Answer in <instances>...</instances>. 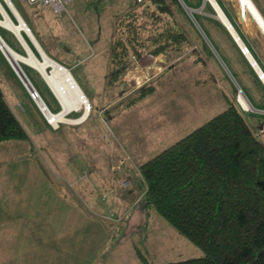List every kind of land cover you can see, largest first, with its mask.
Listing matches in <instances>:
<instances>
[{
	"label": "crops",
	"instance_id": "obj_1",
	"mask_svg": "<svg viewBox=\"0 0 264 264\" xmlns=\"http://www.w3.org/2000/svg\"><path fill=\"white\" fill-rule=\"evenodd\" d=\"M182 1L191 8V14L180 0H165L186 32L189 44L179 52L131 58V68L120 80L129 89L122 91L121 95H126L155 78L157 87L152 94L158 92L164 84L163 81L158 84L160 76L165 72L168 73L179 61H183L181 86L178 84L175 72L173 76H168L166 83L167 90H172L173 87L175 90L181 89L182 110L189 118L184 123L195 118L212 117L232 102L240 110L254 134L263 129L257 138L264 142V31L262 27L251 17L249 11V14L241 11L244 6L241 0ZM252 2L264 20V0H252ZM36 10L37 8H34L32 13L35 18L31 16L32 14L28 15L30 18H27L18 10L16 11L23 18L25 26L31 30L36 44L46 56L70 71V68L78 62L76 57H73L68 49L59 51V39L55 27L46 16L42 15L40 8ZM8 16L11 23L18 25L17 17L14 22L9 14ZM3 21L5 19L1 17L0 27L10 35L8 36L10 40H7L0 34L4 45L16 54L28 56L23 42L13 30L2 23ZM262 26L264 27V23ZM21 36L27 40L25 42L32 52L35 50L41 56L23 31ZM242 47H245L247 51L243 52ZM1 49L0 89L18 118L27 119L25 114L29 111V104L33 103L35 106L37 104ZM18 64L23 68L24 74L39 95L40 87L48 90L49 86L38 68L23 61H19ZM106 74L107 72L99 77L98 87L92 88L89 85L87 77L92 75L90 73L83 77L87 89L78 84L89 103L92 102L91 100H96L97 93L101 91L106 103H96L99 111L111 107L120 98L118 91L112 92V89L116 90L115 87L120 81L109 85L106 82ZM112 95L114 96L110 97ZM22 96L26 98V104L23 103L26 107L18 100ZM40 97L42 98L41 95ZM16 106L22 109L18 111ZM60 109L59 106L58 111L55 112H59ZM180 125L167 118L166 122L156 127L177 131ZM0 148H10V150L0 149V160L3 159L4 162L10 157L27 161H31L32 158L37 161L32 154L31 144L27 141H2ZM8 151H11L10 156L6 153ZM7 167L6 164L0 168L6 172ZM12 170L19 176L0 182V264H101L97 260L98 253L112 235L109 227H107L106 236L102 228V236L100 240H96L95 222L98 225L104 223L100 213L63 211L61 194L62 189L66 187L63 181L71 187L76 183L68 181L65 177H60V180L49 178L45 168L38 163L19 164ZM68 170L67 172L70 171ZM24 173H39L40 179L43 177L50 183L47 185L45 181V187L35 188L33 186L35 181L26 180L22 175ZM123 218L121 214L116 221H122ZM121 236L120 233L114 236L117 244Z\"/></svg>",
	"mask_w": 264,
	"mask_h": 264
},
{
	"label": "rangeland",
	"instance_id": "obj_2",
	"mask_svg": "<svg viewBox=\"0 0 264 264\" xmlns=\"http://www.w3.org/2000/svg\"><path fill=\"white\" fill-rule=\"evenodd\" d=\"M132 2L69 0L65 4V10L56 14L51 6L13 0L16 9L19 8L25 17L30 18L28 15L34 13V8H40L42 15L52 23L59 39V51L68 49L78 61L70 71L84 89H87L83 81L86 74H92L87 77L88 83L95 88L98 87L99 77L109 71L110 44L116 17L126 11L124 9ZM6 11L15 22L13 14L7 8ZM31 16L35 18L33 14ZM0 34L10 40V35L1 27ZM33 52L38 59L41 58L35 50ZM182 68L183 61H179L168 73L158 77V84L164 82L158 92L151 93L152 95L130 107H125L122 102L131 92L121 95L122 91L129 89L121 81L115 87L116 90L112 89L113 93L119 92L120 98L104 111L96 108V103H106L99 90L96 100L90 102L93 107L91 105L88 118L78 125L60 123L55 129L48 124L37 105L30 103V112L25 114L27 119L22 117L23 120H20L27 129L39 160L31 158V161H27L12 157L5 162L0 160V167L8 165L6 172L0 168V182L19 176L12 170L14 166L37 163L45 168L49 178L60 180V177H65L68 181L75 182L71 187L63 181L66 186L61 194L63 211L99 212L104 225L101 224V227L95 222L96 240H100L102 228L105 230V236L107 227L112 235L100 249L98 263L143 264L135 253V246L148 258L150 264H166L203 255L200 248L140 199L143 184L139 166L211 118L205 116L184 123L189 118L182 110L181 89L175 90L173 87L172 90H167L166 83L168 76H173L175 72L181 86ZM46 72H50V69L47 68ZM49 88L44 90L40 87V95L51 112L57 113L55 111H58L60 103ZM22 98L19 97L18 100L26 104V98ZM21 109L22 107L16 106V110ZM82 112L83 107L68 113L66 117L76 118ZM167 118L181 124L177 131L156 127L166 122ZM6 153L10 156L11 151ZM67 169L70 171L67 172ZM22 175L26 180L35 181V188L42 189L41 186L45 187V183H50L43 177L40 179L39 173ZM121 214L124 218L117 222ZM118 233L122 236L117 244L114 236Z\"/></svg>",
	"mask_w": 264,
	"mask_h": 264
},
{
	"label": "trees",
	"instance_id": "obj_3",
	"mask_svg": "<svg viewBox=\"0 0 264 264\" xmlns=\"http://www.w3.org/2000/svg\"><path fill=\"white\" fill-rule=\"evenodd\" d=\"M132 1L115 20L109 85L122 80L132 55L179 52L189 44L165 0ZM155 89L156 78L122 102L130 107ZM8 140L29 142L39 160L25 126L0 89V142ZM139 172L143 203L203 252L166 264H264V142L232 102L144 161ZM134 250L143 264H150L138 247Z\"/></svg>",
	"mask_w": 264,
	"mask_h": 264
},
{
	"label": "bare ground",
	"instance_id": "obj_4",
	"mask_svg": "<svg viewBox=\"0 0 264 264\" xmlns=\"http://www.w3.org/2000/svg\"><path fill=\"white\" fill-rule=\"evenodd\" d=\"M7 1L10 5L9 9L11 13L13 15H17L15 16V18L17 17L19 21H18V25L15 26L13 23H11L7 11L4 8H0L4 16V19H5V21H3L2 23L8 26L11 30H13L16 33V35L20 38V40L23 42V44L26 47L28 56L23 57L13 52L10 48L4 45V42L1 40V38H0V46H1L0 48L3 49L5 53L4 55L8 59V61L11 60L12 63L16 62V64H18L19 61H23V62H26L38 68L44 80L47 82V84L50 86V88L55 93L60 103V106H61V110L59 112L57 113L51 112V110L47 107V105L44 103V101L38 94L39 97L38 96L35 97L34 101L36 102L39 110L41 111L43 116L46 118V120L51 124V126L54 127L55 129L58 128L60 123H66V124L72 125V124H79L85 121L89 116L90 106L88 105L89 102L86 99L85 95L83 94L78 83L75 81L74 77L72 76V74L70 73L68 69L64 68L59 63H56V61H53L52 59L46 56V54L42 51L40 46L36 44L37 43L36 40L34 39L32 34L29 32L28 27L25 26L24 21L21 19L18 11L14 9L15 7L11 3V1L10 0H7ZM241 2L246 7L245 8L243 6L241 11L244 14H249L248 13L249 11L251 14V17L254 18L255 21H257L260 24V26L262 27L264 31V27L262 26L264 23V20L262 16L260 15L257 7L252 2V0H241ZM21 31L26 33L25 35H27L29 39L32 41V43L35 45V47L37 48V50L39 51L41 55V59H38L34 55L32 50L29 48V46L25 42L26 39L24 40L23 37L21 36ZM47 68L50 69V72H46ZM87 105L88 107L84 108V106H87ZM82 107H83V112L80 116L76 118L66 117L68 113L72 111H78Z\"/></svg>",
	"mask_w": 264,
	"mask_h": 264
},
{
	"label": "built area",
	"instance_id": "obj_5",
	"mask_svg": "<svg viewBox=\"0 0 264 264\" xmlns=\"http://www.w3.org/2000/svg\"><path fill=\"white\" fill-rule=\"evenodd\" d=\"M10 1L13 4V6L15 7V5L13 3V0H10ZM21 1H25V2H27L29 4H34V5L38 4V5H41V6H51L54 13L60 14L61 12H63L65 10V4L69 0H21ZM135 1L136 2H140L141 0H135ZM0 8H4L5 10H6V8H10V5H9L8 1L7 0H0ZM0 16L1 17L3 16L1 10H0ZM2 18L4 19V16ZM242 51L246 52L247 49L245 47H242ZM132 58H135V56L133 55ZM260 76L262 77L263 74L261 73ZM28 92H29V95L31 96V98H33V99H35V97L38 96V92L36 90H35V92H36L35 94H34V92H31V91H28ZM88 102H89V100H88ZM88 105L84 106V108L88 107ZM89 106H90L89 107V111H90L91 110V105H89ZM48 124H50V123L48 122ZM262 130L263 129H260L259 131H256L255 132V136L258 137L259 134L262 132Z\"/></svg>",
	"mask_w": 264,
	"mask_h": 264
},
{
	"label": "water",
	"instance_id": "obj_6",
	"mask_svg": "<svg viewBox=\"0 0 264 264\" xmlns=\"http://www.w3.org/2000/svg\"><path fill=\"white\" fill-rule=\"evenodd\" d=\"M181 1V3L184 5V7L188 10V12L191 14V8L190 7H188V6H186L185 4H184V2L182 1V0H180ZM8 10L10 11V9L8 8ZM17 10V9H16ZM11 12V11H10ZM3 17V16H2ZM21 17V16H20ZM21 19H23L22 17H21ZM24 24H26L25 23V21H24ZM29 29V28H28ZM29 32L31 33V30L29 29ZM26 34V33H25ZM32 34V33H31ZM33 36V35H32ZM34 37V36H33ZM0 38L1 39H3L1 36H0ZM6 43V42H5ZM9 62L11 63V65H12V67H13V69H14V71H16V74L18 75V77L20 78V80L22 81V83L25 85V87L27 88V90L28 91H31V92H34V94L36 93L35 92V89H34V87H33V85H32V83L29 81V79H28V77L24 74V71L21 69V67L18 65V64H16V62L15 63H12V61L11 60H9ZM57 63V62H56ZM62 66V65H61ZM26 80H24V79ZM37 97V96H36ZM39 97V96H38Z\"/></svg>",
	"mask_w": 264,
	"mask_h": 264
}]
</instances>
